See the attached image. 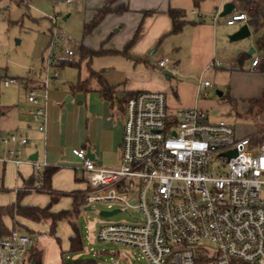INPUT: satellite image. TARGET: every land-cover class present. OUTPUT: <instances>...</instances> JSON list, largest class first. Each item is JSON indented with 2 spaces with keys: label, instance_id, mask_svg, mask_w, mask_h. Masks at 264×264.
<instances>
[{
  "label": "built area",
  "instance_id": "obj_1",
  "mask_svg": "<svg viewBox=\"0 0 264 264\" xmlns=\"http://www.w3.org/2000/svg\"><path fill=\"white\" fill-rule=\"evenodd\" d=\"M248 18V13L235 12L227 24ZM52 47L44 69L35 71L37 78L3 82L26 90L41 132L47 128L48 88L59 79ZM65 53L60 61L72 62L75 52ZM263 61L254 59L253 68ZM159 65L167 69V59ZM211 86L206 81L203 89ZM122 108L119 167L97 166L85 149L73 150L87 173V205L115 202L141 216L136 222L102 225L98 238L138 248L150 264H264V140L255 141L264 133L239 138L233 125L210 120L202 109L170 111L164 92L132 93ZM3 142L10 145L9 160L19 165L17 143L26 145L28 139L13 133ZM231 151L237 154L226 156ZM33 164L34 183L19 192L41 191L45 175L40 164ZM33 245L28 234L13 232L0 239V264L25 262Z\"/></svg>",
  "mask_w": 264,
  "mask_h": 264
},
{
  "label": "crops",
  "instance_id": "obj_2",
  "mask_svg": "<svg viewBox=\"0 0 264 264\" xmlns=\"http://www.w3.org/2000/svg\"><path fill=\"white\" fill-rule=\"evenodd\" d=\"M120 1L127 3L130 10L120 15L111 14L110 16H125L127 14L133 16L129 14L135 13L136 17H132L130 23L134 28L133 35H135L138 26L143 22L140 37L132 47L123 53L125 57L116 71L112 72L108 69L105 75H101L92 69L96 75L100 76L99 78L93 76L91 70L87 67L89 71L87 75L79 78L77 83L70 87L71 89L59 90L54 87L50 90L45 132L38 129V124L32 117V106L28 102L26 90L15 84L5 86L3 82L10 76L0 71V164L4 168L3 174L0 176V194L11 191L15 196V200L13 197V202H10V204L16 203L19 196L18 189L28 186L27 183L32 180L35 173L33 162H37L42 166V173L47 168H58L50 183L54 194L49 192H26L22 196V205L44 208L51 203L53 198H56L57 201L52 205V212L73 211L76 193L86 191L88 187L87 173L82 168V161L74 155L73 150L85 149L87 157L94 161L97 166L119 167L121 165L120 145L124 129L122 104L130 94L141 91L164 92L167 94L170 110L191 108L193 105H197V96L204 92L207 93L210 88L204 90L201 82L200 86L186 83L187 80L185 79L192 76L188 70L217 69L222 66L220 61H215L217 57H231V54L227 53L230 48L228 47L226 35L236 31V28H232L235 24L227 25L226 28L218 26V16L216 20L215 16L212 22V20L204 19L194 9L192 14L199 15V20L186 19L187 23L182 30L178 33H172L173 22L168 10L183 7L181 4H176L175 0ZM232 2L235 1L232 0ZM236 10L235 8L232 13H248V20L255 14V11L245 4L238 11ZM146 11L153 12L145 15ZM231 14L228 15L229 18ZM248 20L243 24L248 23ZM249 26L252 30L250 24ZM184 34H187L188 37H182ZM167 38H171L169 40H171L173 48L178 50L176 54L177 62L175 63L177 69L173 72L181 77L177 81L175 91H171L173 94L168 90L170 88L169 80L173 78V74L170 77L166 75L165 79L160 71L163 70L164 73L168 68L160 67L159 63L157 67L151 65V61L148 59L160 50L161 44ZM183 49H186L184 54L182 53ZM239 54V62L241 63L246 53L240 51ZM252 54L248 53L249 56ZM240 56H242L241 60ZM72 62L62 61L61 66H71ZM213 62L221 65L210 67ZM253 69L256 71L258 68ZM258 72L264 73L260 70ZM18 79L27 82L32 80L23 77ZM78 84L82 85L81 88H74ZM170 95L171 97H169ZM263 95L264 92L256 98ZM174 96L178 98L177 101H175ZM13 133L21 134L28 139L26 145L20 142L17 143V146L21 149V163L19 165L13 159L9 160L8 149L10 145L3 142V138ZM253 135L256 134L249 136ZM35 156L37 161L32 160ZM62 199L65 203H68L69 208L57 210L55 206H60L63 203ZM83 207L85 210H89L88 208L91 206L85 204L80 207V210ZM4 220L11 230L14 228V223H18L17 230L19 229L20 233H27L33 237L34 248L42 253V264H63L66 260L62 250L58 249L59 247L56 245L58 242L57 228L55 235L51 233L52 220L35 222L21 216H17L15 219L5 217ZM64 220L71 227V222L76 223L74 217L70 220ZM43 223H48L50 233L54 237L56 236V239L37 229L38 225ZM35 232H38V234H35ZM74 235L73 229V233L69 236L70 251L72 247L71 237ZM21 264H30V262L27 260Z\"/></svg>",
  "mask_w": 264,
  "mask_h": 264
},
{
  "label": "rangeland",
  "instance_id": "obj_3",
  "mask_svg": "<svg viewBox=\"0 0 264 264\" xmlns=\"http://www.w3.org/2000/svg\"><path fill=\"white\" fill-rule=\"evenodd\" d=\"M106 1L0 0V71L14 78H37L35 71L39 73L46 66L51 45L53 46L52 55L56 56L59 79L57 85H51L48 88V94L54 87L59 90L71 89L70 87L75 85L79 78L87 75L88 60L81 61L80 57L82 45L95 51L102 50V53L94 56L89 64L94 71L101 75H105L108 69L112 72L116 71L125 57L123 56L125 46L134 37V28L130 22L136 14H129L133 16L109 15L99 27L86 35V24L94 19L96 10L103 7ZM175 1L176 4L183 6L181 9L186 11L187 20H199V15L192 14L195 9L204 19L212 20V22L214 17L218 16V26L228 27L229 16H220V14L225 3L232 0H202L199 5H195L193 0ZM235 5L238 11L244 3L235 0ZM242 25L243 21H239L232 28L238 30ZM263 34L264 28L258 31L252 29L250 37L235 42L229 41L230 34L226 35L230 48L227 53L231 54V57H217L215 61L222 63V66L217 69L188 70L192 76L185 79L190 85L200 86V82L204 84L206 81L212 85L207 90L206 96H203V93L197 96V105L191 108L202 109L210 120H224L233 124L239 138L264 133V115L251 113L249 107V99L259 97L264 92V73L258 72L259 68L255 71L251 66L254 59L264 57V50H260L257 45ZM186 36L187 34H184L182 37ZM169 39L167 38L161 44L162 51L160 48L148 59L151 65L156 67L160 59H167V70L170 68L169 71L173 74V78L169 80L168 90L173 94L171 91H175L177 81L181 77L173 72L177 69L175 63L178 50L173 48ZM251 48H254L255 52L249 56ZM67 49L75 52L74 62L71 66L62 67L60 60L65 58ZM185 50H182L183 54ZM240 51L246 53L241 63L239 62ZM160 72L166 79L163 70ZM217 91L223 94L219 95ZM174 99L177 101L178 98L174 96ZM3 171L4 168L0 164V176ZM13 197L15 200L11 191L0 194V204L9 205L13 202ZM61 201L63 203L60 206H55L57 210L69 208L64 199ZM113 210H120V212L110 217L100 215L102 211ZM140 217L136 209L131 208L126 211V207L119 203L95 202L91 205V210H85L83 207L74 217L83 241V249L77 252L69 250V236L73 233V228L65 220L57 226L56 234L59 244L57 242L56 245L62 250L66 260L91 258L97 260L99 264H150L138 248L106 243L97 235L102 225L136 222ZM37 229L56 239L55 234L50 233L48 223L39 224ZM16 232L19 234L21 231Z\"/></svg>",
  "mask_w": 264,
  "mask_h": 264
},
{
  "label": "trees",
  "instance_id": "obj_4",
  "mask_svg": "<svg viewBox=\"0 0 264 264\" xmlns=\"http://www.w3.org/2000/svg\"><path fill=\"white\" fill-rule=\"evenodd\" d=\"M202 0H194L195 5H198ZM235 1V0H233ZM242 1L247 7L253 9L255 11L254 16L250 17L248 20V23L251 25V27L258 31L260 29L264 28V0H240ZM130 10V7L127 3L121 2L120 0H107L103 7L99 8L95 12L94 19L86 24L85 26V34H90L93 30H95L97 27H99L103 21L106 19L107 16L111 14H123L125 12H128ZM153 11H146V14H150ZM168 14L172 19L173 22V29L172 33H178L182 30L183 26L187 23L186 21V12L181 9H175L170 8L168 10ZM143 22L140 23L138 26L136 33L131 41L128 42V44L125 46V51H127L130 47H132L135 42L140 37V34L142 32ZM258 48L260 50H264V34L259 38L257 42ZM102 53V50L95 51L93 49H90L89 47H86L84 45L80 48V57L82 60H88L87 67L91 70V73L93 76H97L100 78L99 75H96L94 71H92V68L90 67V62L92 58L96 55H99ZM242 56H240L241 60ZM64 62V61H63ZM67 62V61H66ZM260 71L264 72V61L262 62L261 66L259 67ZM81 84H78L77 86H74V88L80 87ZM250 105V112L255 113L256 115H264V95L260 98H254L249 100ZM256 136V135H255ZM264 140L262 136H256L255 141L256 143H261ZM58 168L51 167L47 168L44 172L45 180L42 185V189L40 192H49L51 194H54V191H52L51 188V179L53 175L56 173ZM34 183V176L32 177V180L30 183H27V185H32ZM26 194V192H19L18 199L16 203L9 204V205H0V239L1 240H7L11 237L13 232L17 231V228L19 227L18 223H14V228L11 230L5 223V217H10L12 219H15L17 216H21L27 219H30L35 222H41L44 220H52L51 225V233L55 234L57 225L60 221L64 219H72L73 217L77 216L80 212V207L85 205V190L79 191L76 193L74 199V209L73 211L64 210L61 212H52V205L55 201H57L56 198H53L51 203L44 207H37V206H24L22 205V196ZM72 227L74 229L75 235L71 237V251H80L83 248L82 240L79 234V230L77 227V224L74 222H71ZM19 230V229H18ZM27 234V233H26ZM29 235V234H28ZM29 262L34 261L35 264H42V253L41 251L34 248V245L30 249V254L27 258ZM26 260V261H27ZM63 264H99L97 260L95 259H75V260H65Z\"/></svg>",
  "mask_w": 264,
  "mask_h": 264
},
{
  "label": "water",
  "instance_id": "obj_5",
  "mask_svg": "<svg viewBox=\"0 0 264 264\" xmlns=\"http://www.w3.org/2000/svg\"><path fill=\"white\" fill-rule=\"evenodd\" d=\"M235 8H236L235 2L229 1V2L225 3L220 16H228L229 14H231L235 10ZM250 36H251V28H250L248 23H244L238 30H236L232 34H230L228 36V39L230 42H235V41L246 39ZM254 51H255V49L251 48L250 54H252ZM164 74L168 75L169 77H170V75H172V73L170 71H167V70L164 71ZM217 93L219 95H222V92H220V91H217ZM236 154H237L236 151H231V152L227 153L226 156H228V157L229 156H235ZM32 160L37 161V157L35 156L34 158H32ZM88 209L91 210V207H89ZM119 212H120V210L102 211L100 213V215L102 217H110V216H113ZM30 264H35V262L31 261Z\"/></svg>",
  "mask_w": 264,
  "mask_h": 264
}]
</instances>
